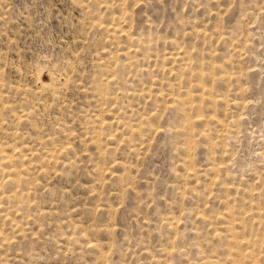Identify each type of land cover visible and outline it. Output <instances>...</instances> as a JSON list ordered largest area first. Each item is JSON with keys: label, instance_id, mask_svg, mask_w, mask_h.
Masks as SVG:
<instances>
[{"label": "rangeland", "instance_id": "rangeland-1", "mask_svg": "<svg viewBox=\"0 0 264 264\" xmlns=\"http://www.w3.org/2000/svg\"><path fill=\"white\" fill-rule=\"evenodd\" d=\"M0 264H264V0H0Z\"/></svg>", "mask_w": 264, "mask_h": 264}]
</instances>
